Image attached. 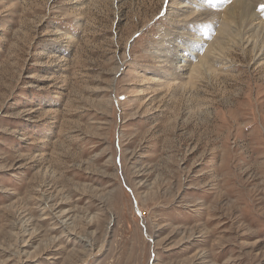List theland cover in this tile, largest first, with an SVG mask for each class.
I'll use <instances>...</instances> for the list:
<instances>
[{"label":"rangeland","instance_id":"rangeland-1","mask_svg":"<svg viewBox=\"0 0 264 264\" xmlns=\"http://www.w3.org/2000/svg\"><path fill=\"white\" fill-rule=\"evenodd\" d=\"M223 3L0 0V264H264V28Z\"/></svg>","mask_w":264,"mask_h":264},{"label":"bare ground","instance_id":"bare-ground-1","mask_svg":"<svg viewBox=\"0 0 264 264\" xmlns=\"http://www.w3.org/2000/svg\"><path fill=\"white\" fill-rule=\"evenodd\" d=\"M222 1L224 2L223 3L224 5L222 6H224L225 8V14L221 21L219 19L221 30L223 29L224 31H226L230 26V23H233L236 26V31H238V34L243 36L248 26L253 25L254 23H256V26H259L261 29L264 28V19H263L264 13H260L259 11H257L259 4L261 2H264V0H222ZM259 27L258 29H260ZM262 31H264V29ZM258 34L261 33L257 32V36L259 37L260 40V36ZM255 49L257 50L256 52H261L264 49V42L262 41L259 45L255 44L252 52H255ZM244 52L248 54L249 50L247 48H244ZM262 54L264 55V51H262ZM250 56L252 57V55Z\"/></svg>","mask_w":264,"mask_h":264},{"label":"snow or ice","instance_id":"snow-or-ice-1","mask_svg":"<svg viewBox=\"0 0 264 264\" xmlns=\"http://www.w3.org/2000/svg\"><path fill=\"white\" fill-rule=\"evenodd\" d=\"M257 11H259L260 13H264V2H261L259 4Z\"/></svg>","mask_w":264,"mask_h":264}]
</instances>
